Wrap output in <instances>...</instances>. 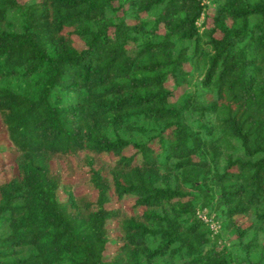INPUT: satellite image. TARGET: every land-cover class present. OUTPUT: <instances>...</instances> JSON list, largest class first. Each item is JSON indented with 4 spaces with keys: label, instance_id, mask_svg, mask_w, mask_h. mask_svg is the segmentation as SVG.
Segmentation results:
<instances>
[{
    "label": "trees",
    "instance_id": "1",
    "mask_svg": "<svg viewBox=\"0 0 264 264\" xmlns=\"http://www.w3.org/2000/svg\"><path fill=\"white\" fill-rule=\"evenodd\" d=\"M0 124V264H264V0H0Z\"/></svg>",
    "mask_w": 264,
    "mask_h": 264
},
{
    "label": "rangeland",
    "instance_id": "2",
    "mask_svg": "<svg viewBox=\"0 0 264 264\" xmlns=\"http://www.w3.org/2000/svg\"><path fill=\"white\" fill-rule=\"evenodd\" d=\"M21 1V0H20ZM208 2L209 0H204ZM199 20V24L201 23ZM76 45H78V41L76 40ZM0 144H5V149L0 153V181H6L13 175H17L18 171L14 164V151L10 147L7 146V140L4 135V128L0 124ZM102 164L110 163V159L108 157L98 158L96 157V161L94 162L95 166H99ZM52 167L55 170H59L67 182H75L78 184L76 192L77 193H87L90 197H93V192L91 187L87 184V175H86V166L83 161V155H77L72 157H63L54 161ZM124 205V213H127L128 208H126V203H122ZM201 215L207 217L205 210L200 212ZM208 218V217H207Z\"/></svg>",
    "mask_w": 264,
    "mask_h": 264
},
{
    "label": "built area",
    "instance_id": "3",
    "mask_svg": "<svg viewBox=\"0 0 264 264\" xmlns=\"http://www.w3.org/2000/svg\"><path fill=\"white\" fill-rule=\"evenodd\" d=\"M211 227L215 229L217 227V224L211 223Z\"/></svg>",
    "mask_w": 264,
    "mask_h": 264
}]
</instances>
